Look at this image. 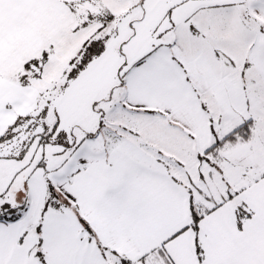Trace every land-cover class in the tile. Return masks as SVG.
<instances>
[{
	"label": "snow or ice",
	"instance_id": "6c2138e0",
	"mask_svg": "<svg viewBox=\"0 0 264 264\" xmlns=\"http://www.w3.org/2000/svg\"><path fill=\"white\" fill-rule=\"evenodd\" d=\"M0 264H264V0H0Z\"/></svg>",
	"mask_w": 264,
	"mask_h": 264
}]
</instances>
